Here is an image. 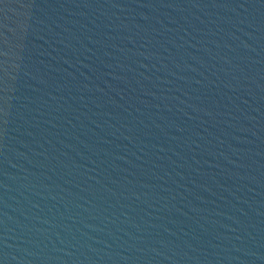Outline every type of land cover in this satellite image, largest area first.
Segmentation results:
<instances>
[{
	"label": "water",
	"instance_id": "obj_1",
	"mask_svg": "<svg viewBox=\"0 0 264 264\" xmlns=\"http://www.w3.org/2000/svg\"><path fill=\"white\" fill-rule=\"evenodd\" d=\"M0 264H264V0H0Z\"/></svg>",
	"mask_w": 264,
	"mask_h": 264
}]
</instances>
